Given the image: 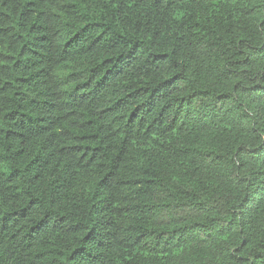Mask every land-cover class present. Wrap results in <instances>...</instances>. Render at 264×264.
<instances>
[{"label":"trees","instance_id":"trees-1","mask_svg":"<svg viewBox=\"0 0 264 264\" xmlns=\"http://www.w3.org/2000/svg\"><path fill=\"white\" fill-rule=\"evenodd\" d=\"M0 264H264V0H0Z\"/></svg>","mask_w":264,"mask_h":264}]
</instances>
